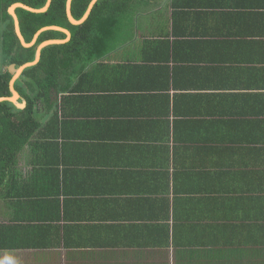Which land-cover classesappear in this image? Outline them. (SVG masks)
Returning a JSON list of instances; mask_svg holds the SVG:
<instances>
[{
	"label": "crops",
	"instance_id": "0c3cea01",
	"mask_svg": "<svg viewBox=\"0 0 264 264\" xmlns=\"http://www.w3.org/2000/svg\"><path fill=\"white\" fill-rule=\"evenodd\" d=\"M157 1L156 8L150 3L148 9L150 14L166 12V52L153 47V41L162 38L156 30L146 37L152 39L151 46L145 47L143 41L139 44L137 37L124 39L104 59L134 64L176 60L169 67L158 66L176 76L165 81L171 108L166 106L168 99L163 107L172 112L171 124L177 114L189 125L187 132L194 131L181 146L176 162L202 167L190 174H186L190 167H182L183 173L175 176L174 135L166 140V124L145 125L143 131L121 126L120 134L100 142L106 144L99 165L106 170L100 181L101 194L95 193L93 182L83 179L89 176L91 165L81 168L83 176L71 174L64 189L55 182L61 193L49 201L64 200L66 190L71 195L69 228L62 231L65 237L56 226H63L62 222L46 219V211L40 208L50 198V190L37 188L41 204L33 207L26 198L15 197L12 187L16 182L8 179L0 188V193L11 196L0 199V223L7 226L4 243L18 246L24 239L27 245L0 250V264L264 262V231L259 229L264 228V0H199L200 8L171 21L168 7L163 0ZM169 22H176L171 40ZM131 40L134 43L129 45ZM152 74L156 83L162 82L160 73ZM161 100L154 106H161ZM135 137H141L138 143ZM163 145H169L165 153ZM25 161L29 171L41 166L40 159L30 165L26 156ZM63 172L62 164L51 163L43 174L63 177ZM159 172L167 174L166 181H159ZM112 194L136 200L128 204L122 201L124 197L112 199ZM156 196H165L169 206L153 209L145 205ZM140 210L148 213L139 215ZM152 210L159 213L150 214ZM147 224L167 228L170 237L163 231L160 236L155 234L156 228ZM12 225L20 226L22 233L14 235ZM231 239L240 241L236 244Z\"/></svg>",
	"mask_w": 264,
	"mask_h": 264
},
{
	"label": "trees",
	"instance_id": "16d2710c",
	"mask_svg": "<svg viewBox=\"0 0 264 264\" xmlns=\"http://www.w3.org/2000/svg\"><path fill=\"white\" fill-rule=\"evenodd\" d=\"M47 1L0 0V97L12 95L10 81L13 74L8 70L9 65L20 67L26 62L33 61L40 43L57 38L54 32L58 33V37L59 35L65 37L63 32L47 30L40 34L36 44L31 48L24 47L20 42L15 29V20L9 13V8L16 2L42 8ZM91 1L73 0L74 17L77 19L83 17ZM197 1L199 0H163L164 5L168 7L170 21L181 18L182 14L191 11L190 9L200 8L203 3H197ZM149 5L156 8L158 1L99 0L87 20L80 25H73L69 21L66 13L67 0H52L48 10L41 13L28 11L21 7L16 9L22 34L28 42L32 41L40 29L49 25H60L72 32L69 42L45 47L42 50L41 60L35 66L26 68L15 81V89L21 98L27 101L24 109L18 108L11 101L0 102V188L5 186L8 179L10 181L14 179L16 184L12 189H16L15 197L26 198L33 207L41 204L36 189L45 187L50 190L48 193L50 198L46 199L40 208L46 211V219H56L59 223L62 222L64 227L56 225L60 229L61 237H65L62 231L67 232L69 228L66 223L70 220L68 204L71 195H68L67 190L66 193L62 190V194L65 193L64 200L56 204L54 201H49L61 193L60 188H57L55 184L62 183L64 189L68 185V180L72 179L71 174L78 175V177L83 176L81 168L91 165L92 168L88 169L89 176H83V179L90 180V183L93 182L95 193L101 194L100 181L105 169L103 170L99 165L102 161L101 157L104 156L103 148L106 144L101 145L100 142L108 135L106 139H110L112 134H120L121 126L134 127L143 131L145 125L152 127L159 123L166 124L169 135L166 140L170 139L171 134L174 135L172 140L175 146V176L183 173L181 172L182 167H190L191 171L186 174L202 167V164L198 163L182 166L176 162L181 146L188 140L187 136L189 134L192 136L194 133V131L187 132L189 125L184 119V121L179 119L177 114H174L175 119L171 124L172 112L165 111L163 107L165 100L168 99L166 106L171 108L170 95L165 81L168 77L176 78V76H172L173 71L165 66H158L166 64L169 67L171 62H176V60L169 58V61L164 59L163 63L148 60L145 64H134L114 62L112 57L109 59L110 62L104 59L113 48L117 49L118 42L124 39L137 37L139 44L143 41L145 47L151 46L150 40L152 39L147 40L146 37L150 31L156 30L162 34V38L153 41V47H160L161 51L166 52L163 48L168 36L166 34L167 23L164 22L166 12L150 14ZM169 24L171 25L169 26V39L171 40L175 35L176 22H169ZM169 42L167 43L170 44ZM128 43L130 45L134 42L131 40ZM261 44L264 46V40ZM5 64L6 69L3 68ZM149 69H152V72ZM153 72L160 73L158 75L161 76L162 82L156 83V75H153ZM157 99H162L161 106H154ZM140 138L135 137L136 143L140 141ZM154 138H158L156 134ZM162 148V152L165 153L169 150V145H163ZM25 155L30 158V165L40 159L41 166L29 171L26 168L28 164H26ZM78 158L85 160V163L78 161ZM77 161L80 162L78 167ZM51 163L62 164L65 176H45L43 171ZM24 173L29 175L24 177ZM157 175L160 177L159 181H166V173L159 172ZM51 178H55L54 182ZM155 193L158 194L159 191ZM119 196L124 197L122 201L129 202L128 204L136 200L134 197L119 194H112L111 198ZM9 197H11L9 192L1 191L0 199ZM149 200L145 205L153 209H157L154 206L160 208L169 206V201L165 196H156L155 199ZM174 205L176 212L178 206L176 203ZM56 212L59 216H53ZM137 213L143 215L148 211L140 210ZM158 213L152 210L150 214ZM0 224V250L21 248L20 246L27 245L24 239L18 246L6 245L3 235L7 226ZM12 226L17 230L14 231V235L22 233L20 226ZM147 226L156 228L155 234L159 236L163 231L167 239L170 237L169 230L159 224H147ZM259 229L264 231V228ZM231 241L237 244L240 239H231ZM154 244L166 246L168 243L154 242ZM253 264H264V262L254 261Z\"/></svg>",
	"mask_w": 264,
	"mask_h": 264
},
{
	"label": "water",
	"instance_id": "95a60500",
	"mask_svg": "<svg viewBox=\"0 0 264 264\" xmlns=\"http://www.w3.org/2000/svg\"><path fill=\"white\" fill-rule=\"evenodd\" d=\"M72 1L73 0H67V9H66V13L68 16L69 21L74 24V25H80L83 22H85L87 20V18L89 17L94 5L97 3V1L99 0H92L89 4V7L87 9V11L85 12V14L83 15V17H81L80 19H77L74 17L73 13H72ZM52 3V0H48L46 5L42 8H35L29 5H26L24 3H14L11 5V7L9 8V13L14 17L15 20V29H16V33L18 35V38L20 40V42L22 43L23 46L27 47V48H31L33 47L40 34L44 31L47 30H57V31H61L64 32L67 37L63 38V39H48L43 41L42 43H40V45H38L37 51H36V56L35 59L33 61L30 62H26L25 64L21 65L20 67H15V65H12L13 67L10 68V72L13 74V78L10 81V89L12 92V95L10 96H2L0 97V102L2 101H11L12 103H14L18 108L20 109H24L27 105V101L23 98H21V95L19 94V92L15 89V81L21 76V74L23 73V71L28 68V67H32L35 66L41 59V54H42V50L52 44H62V43H66L71 39V31L65 27H61L58 25H49L46 26L42 29H40L34 36V38L32 39V41L27 42L25 37L22 34L21 31V27H20V20L19 17L17 15L16 9L17 8H24L28 11H32L35 13H41V12H45L48 10V8L50 7ZM20 99L22 101H20Z\"/></svg>",
	"mask_w": 264,
	"mask_h": 264
},
{
	"label": "clouds",
	"instance_id": "9594fccd",
	"mask_svg": "<svg viewBox=\"0 0 264 264\" xmlns=\"http://www.w3.org/2000/svg\"><path fill=\"white\" fill-rule=\"evenodd\" d=\"M51 6V5H50ZM74 25V24H73ZM58 26H60V25H58ZM61 27H63V26H61ZM66 28V27H65ZM68 29V28H67ZM70 30V29H69ZM57 31V30H56ZM71 31V30H70ZM59 32H61V31H59ZM64 33V32H63ZM72 33V32H71ZM65 34V33H64ZM24 36V35H23ZM61 37V36H60ZM67 37V35L65 34V37H61V38H59V39H63V38H66ZM71 38H72V35H71ZM55 39H57V38H55ZM71 40V39H70ZM69 40V41H70ZM27 41V40H26ZM68 41V42H69ZM28 42V41H27ZM67 43V42H66ZM40 45V44H39ZM25 47V46H24ZM27 48V47H26ZM41 60V59H40ZM10 67H8V70H9V72H10V68H12L13 66H12V64L11 65H9ZM11 73V72H10Z\"/></svg>",
	"mask_w": 264,
	"mask_h": 264
},
{
	"label": "rangeland",
	"instance_id": "374dc122",
	"mask_svg": "<svg viewBox=\"0 0 264 264\" xmlns=\"http://www.w3.org/2000/svg\"><path fill=\"white\" fill-rule=\"evenodd\" d=\"M92 32H93V31H92ZM55 34H56V36H57V39L61 38V37H60L61 35H59V37H58V33H57V32H54V35H55ZM3 68H4V69L7 68V67H6V64L3 66ZM25 156H26V155H25Z\"/></svg>",
	"mask_w": 264,
	"mask_h": 264
}]
</instances>
